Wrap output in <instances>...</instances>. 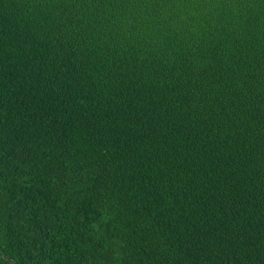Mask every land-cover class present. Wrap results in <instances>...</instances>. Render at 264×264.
<instances>
[{"label": "trees", "instance_id": "1", "mask_svg": "<svg viewBox=\"0 0 264 264\" xmlns=\"http://www.w3.org/2000/svg\"><path fill=\"white\" fill-rule=\"evenodd\" d=\"M0 264H264V0H0Z\"/></svg>", "mask_w": 264, "mask_h": 264}]
</instances>
